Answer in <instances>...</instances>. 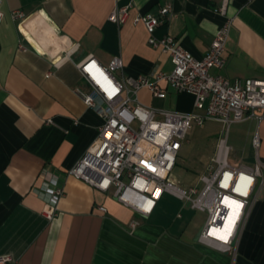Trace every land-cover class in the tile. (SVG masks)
Segmentation results:
<instances>
[{"label":"crops","instance_id":"0c3cea01","mask_svg":"<svg viewBox=\"0 0 264 264\" xmlns=\"http://www.w3.org/2000/svg\"><path fill=\"white\" fill-rule=\"evenodd\" d=\"M129 4L124 24L108 21L115 8ZM164 7L170 14L155 37L171 36L202 59L224 22L217 3L209 0H1L0 256L15 264H264V188L235 253L226 254L197 241L206 215L193 225L195 210L187 203L163 194L143 217L117 203L112 190L100 192L68 175L103 124L75 93L90 91L76 64L92 57L107 67L120 57L123 70L117 78L169 74L168 56L151 48L145 28L132 23L136 14L155 15ZM13 11H21L23 19L13 22ZM227 16L233 22L226 64L211 74L264 80V0H228ZM163 87L164 98L142 89L138 100L154 109H160L154 101L173 100L175 111L195 113L191 95ZM227 144L240 160L233 166L264 162V120L232 124ZM51 180L64 196L56 217L47 220L42 187Z\"/></svg>","mask_w":264,"mask_h":264},{"label":"built area","instance_id":"2783aa9c","mask_svg":"<svg viewBox=\"0 0 264 264\" xmlns=\"http://www.w3.org/2000/svg\"><path fill=\"white\" fill-rule=\"evenodd\" d=\"M209 1L217 3L216 12L224 22L202 59L194 58L171 36L155 37L157 28L167 22L170 14V8L164 7L155 15L138 13L132 23L145 28L151 48L168 56L172 65L169 74L117 78L115 73L123 70L120 57H113L107 67L92 57L76 64L90 91L84 93L77 89L75 93L103 124L94 144L68 175L100 192L112 190L117 203L143 217L149 216L167 193L206 215L197 239L199 243L234 254L252 204L264 188V162L257 160L250 166L231 165L227 134L232 124L249 118L264 120V80H228L211 74L212 70H220L226 64L225 44L233 19L227 16L228 0ZM130 8V4L115 8L108 21L117 26L124 24ZM23 17L21 11L11 12L15 23ZM2 19L0 11V25ZM19 48L24 49L22 45ZM163 85L177 94L191 95L195 113L154 109L140 103L138 93L142 89L154 97L164 98ZM206 121L220 123L223 135L216 144L207 174L199 178L202 188H181L170 177L182 142L192 125L202 127ZM144 144L152 147L153 152H144ZM259 145V137L255 136L252 146L257 151ZM42 190L47 197L42 215L52 220L57 215L64 190L56 180L44 184ZM100 210L105 212L103 208ZM135 226L136 223L131 224V228ZM0 264L15 262L0 256Z\"/></svg>","mask_w":264,"mask_h":264},{"label":"rangeland","instance_id":"374dc122","mask_svg":"<svg viewBox=\"0 0 264 264\" xmlns=\"http://www.w3.org/2000/svg\"><path fill=\"white\" fill-rule=\"evenodd\" d=\"M116 75V74H115ZM162 100V99H161ZM153 107L167 111H175V103L169 101H154ZM231 126L228 129V135ZM224 128L215 121H206L202 127L192 125L182 142L181 150L177 156L176 166L171 174L170 180L181 188H202L199 178L207 174V168L215 155L216 144L222 137ZM144 152H153L152 147L144 144ZM238 160L234 152H230L229 162L234 165ZM167 196V193H165ZM169 196V194H168ZM171 196V195H170ZM193 225L199 226L204 220V215L199 211H191Z\"/></svg>","mask_w":264,"mask_h":264},{"label":"water","instance_id":"95a60500","mask_svg":"<svg viewBox=\"0 0 264 264\" xmlns=\"http://www.w3.org/2000/svg\"><path fill=\"white\" fill-rule=\"evenodd\" d=\"M198 237H199V234H198V236H197V239H198Z\"/></svg>","mask_w":264,"mask_h":264}]
</instances>
